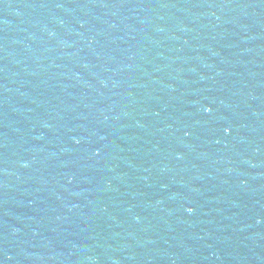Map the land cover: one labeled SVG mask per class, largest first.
Segmentation results:
<instances>
[{"label":"water","instance_id":"95a60500","mask_svg":"<svg viewBox=\"0 0 264 264\" xmlns=\"http://www.w3.org/2000/svg\"><path fill=\"white\" fill-rule=\"evenodd\" d=\"M0 264H264V0H0Z\"/></svg>","mask_w":264,"mask_h":264}]
</instances>
